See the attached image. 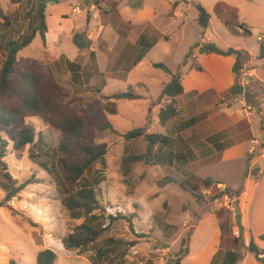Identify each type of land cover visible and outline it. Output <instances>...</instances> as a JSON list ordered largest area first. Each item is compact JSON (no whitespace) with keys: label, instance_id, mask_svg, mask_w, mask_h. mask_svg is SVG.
Returning <instances> with one entry per match:
<instances>
[{"label":"rangeland","instance_id":"obj_1","mask_svg":"<svg viewBox=\"0 0 264 264\" xmlns=\"http://www.w3.org/2000/svg\"><path fill=\"white\" fill-rule=\"evenodd\" d=\"M87 0H60L58 4L49 5L47 15L51 24L58 15L72 14L76 4L83 8ZM144 0H128L131 6H138ZM153 7L158 0H146ZM186 8V21L183 19H163L158 22L160 27L159 45L148 51L140 67L132 68L135 57L140 51L133 53L128 59V65L121 68L116 64V57L111 59L109 73H121L128 77L134 92L141 99L119 100L108 102L107 95L102 93L104 76L95 70L94 61L81 60L83 67V85L77 86L72 81L71 73L65 65V54L70 60L76 55V48L71 41H65L63 49L45 46L42 38L36 39L23 49L17 58L18 67L27 58L38 60L49 66L57 75L59 84L69 89L76 98V106L99 126L109 122L117 134L109 129L95 128L94 143H105L108 152L106 165L96 162L89 168L82 183L96 187L100 210L97 214L105 217H132L133 230L126 219L113 221L101 240L113 237L126 242H137L128 251L121 264H169L170 259L179 253L183 240L189 238L192 245L188 246L191 256L198 253L212 233L211 221L197 228L199 222L212 212L224 210L220 217L222 223L232 224L229 236L231 247L238 251L242 258L248 252L243 241L232 242L240 238L236 224L238 201L233 197L222 195L229 186L205 187L201 182L199 193L195 195L178 183L185 181L189 174V166L177 163L175 166L149 165L145 162L136 163L131 173L125 175L124 157L130 154H143L146 143L142 140L126 141L122 135L137 128L145 129L147 134H170L177 144V131L173 127L180 123L181 118L199 117L200 123L194 130L183 133L185 138L204 139L209 134L222 130L241 120L251 125L256 138L251 141L253 146H260L249 155L251 162L259 158L260 165L251 169L252 175L262 171L264 174V131L261 129L260 116L257 107L249 102V94L259 93L263 104L264 115V61L251 58L243 65L239 76L240 84L245 88L242 95L234 99L227 98V93L216 98L207 95H182L176 99L180 113L166 127L159 122L161 108L170 103L167 97L160 98L163 86L171 81V75L153 66V63H163L175 73L179 67L184 73L195 61L193 56L207 39L222 49L227 47H242L257 54L264 36V0H202V5L213 17L208 33L198 23L197 0H171ZM0 6L13 18L8 28V38L18 40L30 31V18L27 16L25 4L14 5L10 0H0ZM86 18V14H84ZM249 30L244 33L241 26ZM0 26V34L3 33ZM158 35V34H157ZM156 37V36H155ZM158 37V36H157ZM2 46V41H0ZM191 56L187 59L188 54ZM188 65L185 67V64ZM185 68V69H184ZM222 72L229 74L227 66L222 65ZM227 74H226V73ZM230 74H232L230 72ZM198 80V79H197ZM123 82L117 84L116 91H127ZM114 111V113H113ZM250 122V123H249ZM34 126L37 136L33 145H25L18 150L13 149V135L23 126ZM233 128V127H232ZM0 137L7 150L0 165V202L7 200L0 207V264H37V255L44 248L54 250L58 259L55 264H91L90 256L94 255L97 244L90 245L85 251L66 250L62 240L72 233L73 229L82 224L84 219L73 220L62 207L56 178L50 169L56 160V149L61 140V132L45 125L38 118H22L14 122L8 131L0 130ZM253 141H256L254 143ZM179 145V143H178ZM181 147V145H180ZM45 167L49 171L45 170ZM197 175L205 177L209 174H219L222 181L235 185L244 170V162L237 161L225 168L197 167ZM258 168V170H257ZM188 170V171H187ZM32 184L17 193L13 187H19L26 181ZM195 183V180H191ZM244 181L234 187L238 188ZM187 187V186H186ZM221 194V195H220ZM220 195V197H217ZM8 197V199H7ZM142 235L143 237H137ZM190 245V242H189ZM85 259V260H83ZM87 260V261H86ZM240 260L237 264H242ZM188 263V261H187Z\"/></svg>","mask_w":264,"mask_h":264},{"label":"trees","instance_id":"obj_2","mask_svg":"<svg viewBox=\"0 0 264 264\" xmlns=\"http://www.w3.org/2000/svg\"><path fill=\"white\" fill-rule=\"evenodd\" d=\"M14 5L25 4L27 8V16L30 18V31L18 40L8 38V28L11 26L13 18L7 14L0 6V26L3 33L0 34V130L8 131L11 125L22 118H38L42 122L61 132V140L56 149V160L52 163L50 169L54 174L60 201L62 207L68 212L69 217L73 220L84 219V222L76 226L72 233L62 240L66 250L85 251L90 245L97 244V249L94 255L90 256L91 264H121L130 248L136 246L137 242H126L121 239L106 237L101 240L104 233L109 229L113 221L117 219H126L133 230L132 217H123L109 215L105 217L103 214H97L100 210V201L96 187L82 183L86 171L91 168L96 162H101L106 165L105 157L108 152V146L105 143H94L93 134L95 128L100 130L109 129L117 134V131L109 122H105L96 126L95 122L83 111L76 106V98L72 97L69 89L58 83L51 68L44 63L27 58L24 59L18 67V54L27 48L36 39L37 36L42 38L44 45L46 44V34L48 32L46 15L49 5L58 4L59 0H10ZM199 12L198 23L204 29H208L211 15L207 10L197 5ZM241 29L244 33H249V30L243 25ZM73 44L80 50L90 48V41L85 33H75L72 38ZM199 53L202 55L216 54L220 56H235L236 62L232 68L235 74V83L227 91V98L234 99L242 95L245 88L239 82V76L243 70V65L251 57L244 50L229 48L223 50L213 43H204L195 45ZM191 51L187 59L190 58ZM258 60L264 61V36L260 44V52ZM186 63V62H185ZM73 69V78L79 79L80 75L74 70V63H69ZM153 66L161 69L171 75V81L162 90L161 99L169 98V104L161 108L159 113V122L161 126L166 127L167 124L175 119L179 114V108L176 99L184 94L182 84V69L179 67L176 73H172L163 63H155ZM202 71L200 66L195 68ZM264 94V93H263ZM249 102L257 107V112L260 116L261 129L264 131V115L263 101L259 100V93L252 92L249 94ZM106 99L112 100H136L142 96L134 92L130 87L124 92H115ZM114 113V111H113ZM189 124L178 126L177 131H182ZM37 133L34 126H23L18 129L13 135V149L18 150L25 145H33ZM128 141L142 139L146 143V151L143 154H130L124 157L123 167L125 175L131 173V168L134 164L145 162L149 165H162V163L172 164L175 154L169 158L165 154H159V148L169 147L172 143L170 134L153 133L147 134L145 129L137 128L122 135ZM247 139H251V134L246 135ZM230 145H222L218 149L221 151ZM7 150L4 147V141L0 137V165L5 166L2 161ZM182 154H178L177 158L180 161ZM45 170L49 171L45 167ZM32 184L31 180L26 181L19 187H13V193H17ZM205 187L211 188L221 184L214 182L212 179L202 180ZM187 185L184 187L189 189L197 199H201L199 187L191 189ZM242 192V185L238 188H226L222 195H227L238 200ZM220 194V195H221ZM218 195L217 197H220ZM8 199V197H7ZM7 200L0 202V207L5 206ZM220 217L224 215V210L216 211ZM222 239H229L232 232V224L222 223ZM137 237H143L139 235ZM264 240V235L260 237ZM230 240V239H229ZM240 238H233L232 242L239 243ZM189 238L183 240V247L179 253L172 256L169 264H182L183 258L189 253ZM248 250L255 257L262 261L264 249L260 250L252 240ZM58 259L57 253L49 248H44L37 255V264H55ZM242 259L241 254L234 250L228 249L220 251L216 256V262L220 264H237ZM11 264H15L11 262Z\"/></svg>","mask_w":264,"mask_h":264},{"label":"crops","instance_id":"obj_3","mask_svg":"<svg viewBox=\"0 0 264 264\" xmlns=\"http://www.w3.org/2000/svg\"><path fill=\"white\" fill-rule=\"evenodd\" d=\"M197 1L203 6L202 0ZM76 8H79L80 12H75L74 9ZM188 8V6L183 8L177 1L171 0H158L155 7L149 5L146 0L136 7L131 6L128 0H87L83 8L79 7L78 4L72 7V14L76 15L78 21L69 17V15H58L51 24L50 18L46 15L48 32L46 34L45 46L63 49V44L66 40L71 41L73 44L72 38L75 33H85L87 39L90 41V48L80 51L73 44L77 50L74 59L70 60L65 54L61 58L65 57V65L71 73L72 81L77 86L83 85L82 73L84 66L80 61H85V64L89 61H94L95 70L104 76V86L101 91L108 97L115 92H124L116 91L119 81L120 83L123 82L124 86H128V89L132 87L128 83V77L121 75V73L117 75L109 73L111 59L116 57V64L121 68H125L128 65V59L134 56L133 53L140 51L139 55L134 56L136 59L135 63H131L132 68L140 67L142 60L147 57L148 51L159 45V41L162 38L159 34L161 28L158 27V22L163 19L184 20ZM84 14H86V18ZM212 20L213 17L211 16L209 27L204 33L205 35L209 31ZM204 43H211V40L202 41V44ZM229 48L232 47H227L223 50ZM233 48L246 51L250 55L251 60L256 59L260 52V49L255 54L249 49L247 50L242 47ZM196 53L198 56H193L195 62L188 68H184L186 73L182 71L183 95H207L216 98L218 95L227 93L235 83V74L232 68L236 62V57H224L216 54L202 55L199 53V50ZM69 63H74L79 67V69L74 68L80 75L79 79L75 80L73 78V69ZM224 64L227 66V72L229 73L225 72L227 74L226 78L222 72V65ZM187 65L188 63L185 64V67ZM197 66H200L202 71L196 70ZM55 78L60 83L57 75H55ZM107 100L109 103L114 101L112 99ZM198 118L197 116L181 118L184 121L177 123L173 127V130L177 131L178 126L181 127L183 123L189 124L182 131H177V138H179L175 146L176 139L174 140L171 137L172 143L169 147L159 148V154L164 153L168 158L172 154H175L176 158L172 164L166 161L160 166L173 167L177 163L185 167L189 166V171L187 170L189 174L186 175L185 181L178 183L187 184L191 189L200 188V184L204 179H212L214 182H220L219 186L229 187H234L244 181V187L237 200L238 211L240 212L244 228V233L240 237V240L243 241L246 248L249 247L250 242L253 240L255 245L260 250H263L264 240L260 237L264 235V174L262 176V171L260 173L257 171L252 175L251 172L253 167L260 165V160L255 157L252 163H250L251 158L249 155L254 150H256V153L261 151L259 145L255 147L251 144V141L256 138L252 122L249 125L242 120L238 121L231 126L209 134L204 139L194 138L195 135L185 138L183 133L194 130L200 123ZM248 133L251 134V139L249 140L246 137ZM222 145L230 146L220 151L218 148ZM178 154H182L183 156L180 161L177 158ZM237 161L244 162V170L235 185H229L222 181L219 174L212 173L205 177L197 175L198 171L196 167L198 165H201V167L217 166L225 168ZM191 180H195V183H191ZM197 181L201 183H197ZM209 221H211L213 226L210 237L202 249L195 255L191 256L189 249V253L182 260V264H220V262H216L217 254L220 251L233 249L229 239H222V220L216 212H212L204 217L199 222L197 228H200L204 223ZM191 245L192 240L190 239L189 246ZM261 258L264 259V255ZM241 261L242 264H263L249 250Z\"/></svg>","mask_w":264,"mask_h":264},{"label":"water","instance_id":"obj_4","mask_svg":"<svg viewBox=\"0 0 264 264\" xmlns=\"http://www.w3.org/2000/svg\"><path fill=\"white\" fill-rule=\"evenodd\" d=\"M236 223H237V227H238V231H239V235L240 237L243 236L244 233V228L241 222V216H240V212L238 210H236ZM263 264H264V259L262 260Z\"/></svg>","mask_w":264,"mask_h":264},{"label":"built area","instance_id":"obj_5","mask_svg":"<svg viewBox=\"0 0 264 264\" xmlns=\"http://www.w3.org/2000/svg\"><path fill=\"white\" fill-rule=\"evenodd\" d=\"M74 11H75V12H76V11L80 12V9H79V8H76V9H74ZM258 40H259V41H262V40H263V37H259ZM253 142L256 143V141H253ZM238 233H239V231H238Z\"/></svg>","mask_w":264,"mask_h":264}]
</instances>
